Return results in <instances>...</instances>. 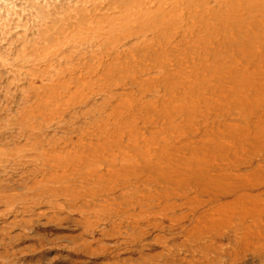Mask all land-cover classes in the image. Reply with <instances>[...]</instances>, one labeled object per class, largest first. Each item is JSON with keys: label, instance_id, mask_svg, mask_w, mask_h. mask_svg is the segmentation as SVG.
<instances>
[{"label": "rangeland", "instance_id": "obj_1", "mask_svg": "<svg viewBox=\"0 0 264 264\" xmlns=\"http://www.w3.org/2000/svg\"><path fill=\"white\" fill-rule=\"evenodd\" d=\"M0 264H264V0H0Z\"/></svg>", "mask_w": 264, "mask_h": 264}]
</instances>
